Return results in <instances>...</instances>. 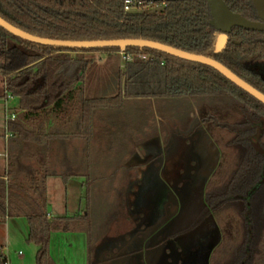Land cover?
Here are the masks:
<instances>
[{"label":"trees","instance_id":"16d2710c","mask_svg":"<svg viewBox=\"0 0 264 264\" xmlns=\"http://www.w3.org/2000/svg\"><path fill=\"white\" fill-rule=\"evenodd\" d=\"M224 1L233 12L258 20L252 0ZM0 16L22 30L47 38H142L161 42L214 58L264 93V32L233 27L224 49L215 53L219 31L209 24L207 0H133L128 10L125 0H0ZM94 51L133 54L123 73V93L127 96L207 100L199 123L210 134L220 158L206 193L214 208L221 210L217 219L224 228V239L212 256V264H264V104L216 69L160 50L135 46L121 50L42 45L14 36L0 26L4 94L17 97L25 115L58 114L69 107L78 109L88 128L97 107L117 106L121 98L120 91L111 97L80 98L77 84L83 80L85 60L71 59L68 55ZM9 126L11 130L23 129L21 124ZM258 132V144L254 146L251 138ZM43 167L41 163L42 171H26L28 188L11 176L9 168L6 172L9 178L0 175V223L13 214L25 215L26 241L36 246V264H55L49 251L51 232L84 231L87 264H91L96 243L118 217V212L113 210L118 201L111 200L110 194L120 193L121 188L113 181L93 187L102 209L98 220L89 211L49 218ZM29 190L33 192L29 194L31 200H28ZM13 196L23 202L14 203L20 212L11 206ZM4 262L2 259L1 263Z\"/></svg>","mask_w":264,"mask_h":264},{"label":"crops","instance_id":"0c3cea01","mask_svg":"<svg viewBox=\"0 0 264 264\" xmlns=\"http://www.w3.org/2000/svg\"><path fill=\"white\" fill-rule=\"evenodd\" d=\"M72 53L82 55L80 52ZM106 54L120 56V52ZM120 57L122 58V56ZM70 58L75 59V56H70ZM82 59L88 61L85 57ZM87 69L86 67L83 80L77 84L78 94H80V98H99L98 96L87 95L89 93L92 94V89H94L93 87L86 86ZM3 87L4 85L0 88V98L5 103L0 104V108L3 110V115L0 117V130L3 131L1 136L3 135V142L7 151L4 167L0 175H6L4 177L5 179L9 178L10 176L6 173L9 168L11 170V176H15L18 183H22L23 186L28 188L26 171H42L40 164L43 163V169L46 173V214L49 218L74 216L87 212L92 204L89 203L84 211L79 202L80 199H77L81 193H83L82 196L85 199H88L87 191L81 192L83 186L89 188L95 187L101 179H122L127 177V174H123L120 177L117 175H119V169L126 168L128 162L131 161L129 159L134 154L132 148L134 145L131 146L130 144L134 139L132 136L135 133H131V128L126 131L124 123L121 122L122 119L117 117L115 112H113L114 110L121 109V104L125 99L124 97L120 98V103L117 106L97 107L91 115L89 127L87 128L82 122L79 110L71 109L70 107L58 114L39 112L32 115H25V111L19 106L18 98L4 94ZM77 99L80 100L79 98ZM6 103H12V106L6 108ZM6 109L8 113H6ZM15 124H21L23 129L17 131L13 128L11 130L9 125L14 126ZM120 152L127 156L125 158L127 161H124V163L126 162L125 166L124 163L122 165L118 162V166L112 172H109L111 166H107L109 170H103L105 173L100 172L102 168H105L101 163L111 162V156L113 157V154L115 155ZM10 161L13 164L11 168L9 167ZM70 185L74 186V189H69ZM19 191L23 192L22 190ZM94 191L92 196L97 197ZM89 192H91L90 189ZM32 193L29 190L28 200H31L29 194ZM70 193L75 194L74 199L78 203H75V201L74 203L72 202V199L68 196ZM94 199L93 197L92 201ZM14 203L23 204V202L18 200V198L16 200L13 196V204L11 206H15V210L20 212L21 210ZM73 205L76 206V211L71 213L72 215H69L68 210L69 208H74ZM73 232L54 231L50 233L49 251L55 264H57L55 252L58 250L56 251L53 246V238L64 237L60 236L62 234L59 233L69 234ZM78 232L85 235L87 243L86 233L84 231ZM27 234L28 224L23 213L18 215L13 214V216L7 217L4 222L0 223V264H5L8 261L7 256L3 254V248L9 247L14 243H24ZM93 254L94 260L95 250H93ZM17 255L21 256L22 253L18 252ZM85 256L86 263H88L87 246ZM2 259L5 260L4 263H1ZM25 261L29 264V258L25 259L23 264H25ZM91 264H96V260H91Z\"/></svg>","mask_w":264,"mask_h":264},{"label":"rangeland","instance_id":"374dc122","mask_svg":"<svg viewBox=\"0 0 264 264\" xmlns=\"http://www.w3.org/2000/svg\"><path fill=\"white\" fill-rule=\"evenodd\" d=\"M146 8L152 9L154 6H148ZM80 53L82 55L71 53L68 56H75L77 59L85 57L88 60L85 61V65L88 68L86 72V86L93 87L94 89H92V94H87V92L86 94L90 96L103 97L113 96L120 91L121 97L125 98L121 104V109H117L116 111L114 110L113 112H115L117 117L122 119L121 122L124 123L126 131L131 128V133H135L132 136L134 138L132 141L133 144L129 143L131 146L134 145L132 147L134 152L132 155L134 156H131L132 158L129 159L131 160L129 162H133L136 165H143L147 159L149 160V154L153 150L152 145L158 144L160 146L159 149L164 148L171 133L174 132L173 142L172 144H169L167 149L169 152L165 156V167L169 172V176L173 170H175L174 173L178 174L179 170L185 169L193 164L195 165V163L198 162V165L181 179L182 183L178 187L184 194L185 199H188L191 196L190 192L194 189L200 190L205 181V176L200 173V170L211 171L215 168L219 160L218 148L214 144L210 134L203 125L196 122L197 118L204 112L207 100H200L199 98L194 97H156L149 95L127 96L124 94L125 92L123 90L125 79L123 73L125 72L129 61L120 57L122 56L123 51H120V56L115 54L108 55L101 51ZM1 59L2 58L0 57V60ZM2 86L3 78L0 75V88ZM2 103L4 104L5 101L0 98V104ZM8 106H12V103H6V108ZM2 112L3 110L0 108V117L3 115ZM6 113H8L7 109ZM192 126H194V128H192ZM176 132H183L184 134L187 133V136ZM2 133L3 131L0 130V173L4 167L5 154L7 151L3 142V135L1 136ZM140 148H143L147 154L145 155ZM126 157L127 156L121 152L115 155L113 154V157L111 156L110 159L111 162H105L104 164L101 163L105 166V168H102L100 172H103V170H109L107 166H111L109 172H112L114 168L118 166V162L123 165L124 161H127L125 159ZM121 169H119L120 172L118 171L119 175L116 174L118 177L124 174V169ZM151 170L152 169L145 173L148 179L147 182H151L149 180L151 177L148 175ZM105 171L103 173H105ZM116 179L119 180L120 178ZM111 180L112 178L104 180L101 179L98 181L96 186L98 188L101 185L105 186V184L109 183ZM113 180L115 179L113 178ZM144 180L142 181L144 182ZM162 180L164 182L163 178ZM166 187L167 186L161 183L160 180H156L153 191L157 201L165 199L167 193ZM71 188L74 189V186L70 185L69 189ZM89 189L91 192H88ZM86 191L88 193V199H85L82 196L83 193H81L77 199H80L79 202L81 203V207L84 211L89 203L92 204L91 208L88 210L89 214L92 218L98 220L100 214L102 213V209L99 205V197L98 195L97 197L92 196L93 187L89 188L87 186H83L81 192ZM74 195L70 193L68 196L72 199L73 203L74 201L75 203H78V201L74 199ZM93 197L95 199L92 201ZM73 207L74 208H69V215H72L71 213L76 211V206L73 205ZM213 228L212 224L210 230ZM119 229H122V227L120 226L119 228L112 224L110 230L105 231L103 236L106 237L110 234L116 233ZM73 231V233L69 234L59 233L62 234L60 236L64 237H58L57 239H55V237L53 238V246L56 251L58 250L55 252V260L57 261V264L86 263L85 249L87 243L85 235L83 233H79L77 230ZM200 234L201 232L192 233L188 240L186 239V243L187 241L198 237ZM209 249H211L210 243L207 247H203L202 244H194L187 247L186 252L188 260H191L190 262H192L194 257L201 250L203 251L199 254L204 256L206 259ZM18 252H21L22 255L18 256ZM35 252L36 246L33 243L24 241L22 244H11L9 247L3 248V254L7 256L9 261L5 264H23L24 260L28 258L29 264H36ZM93 255V252H91L90 260L92 261L95 260V258L93 260ZM110 262H106V264H117L116 261ZM25 264H27L26 261Z\"/></svg>","mask_w":264,"mask_h":264},{"label":"flooded vegetation","instance_id":"af4514ba","mask_svg":"<svg viewBox=\"0 0 264 264\" xmlns=\"http://www.w3.org/2000/svg\"><path fill=\"white\" fill-rule=\"evenodd\" d=\"M196 122L202 125L199 123V117ZM184 135L187 136V133ZM173 139L174 132L171 133L164 148L159 149L158 144L152 145L153 150L149 154V160L147 159L143 165L129 162L124 168L127 177L111 180L121 188V191L120 193L112 191L110 194L111 200L118 201L113 209L118 212V217L112 221L107 230H110L112 224L119 228L121 226L122 229L99 238L94 248L96 264H106L110 261H116L117 264H205L206 262L212 264V256L223 242L224 228L217 219L218 211L221 210H216L215 205L211 204L206 187L219 160L211 171L200 170L205 176L202 188L194 189L190 192L191 196L185 199L178 186L182 183L181 179L196 167L198 162L179 170L178 174L173 170L169 176L165 167V156ZM140 150L147 154L143 148ZM150 169L152 170L148 175L151 177L149 178L151 182H147L145 173ZM156 180L167 186L166 197L162 201L155 199L153 190ZM212 224L214 228L210 230ZM195 232L201 234L186 243V239L188 240ZM209 243L211 249L206 259L199 254L203 251L201 250L192 262L188 260L187 247L194 244L207 247Z\"/></svg>","mask_w":264,"mask_h":264},{"label":"water","instance_id":"95a60500","mask_svg":"<svg viewBox=\"0 0 264 264\" xmlns=\"http://www.w3.org/2000/svg\"><path fill=\"white\" fill-rule=\"evenodd\" d=\"M139 1H150V2H167L175 0H139ZM211 18L209 19V24L213 26L217 31H219L215 45L214 52H221L227 44L228 34L231 32L233 27H241L249 30H257L264 32V0H252L253 6L256 10L258 20H251L243 15L233 12L224 0H207ZM0 26L8 31L9 33L17 36L23 40L30 41L33 43H38L42 45L57 46V47H67V48H105V47H119L121 50L129 46L135 47H147L156 50L163 51L170 55L186 59L193 62H199L206 64L222 75H224L228 80L233 82L235 85L252 95L254 98L259 100L264 104V93L256 89L254 86L246 82L244 79L239 77L228 67L223 65L218 60L202 55L191 53L161 42L142 39V38H119V39H98V40H69V39H54L41 37L31 34L25 30H22L15 25L9 23L4 18L0 16ZM258 135L256 133L251 141L254 146L258 144Z\"/></svg>","mask_w":264,"mask_h":264},{"label":"built area","instance_id":"2783aa9c","mask_svg":"<svg viewBox=\"0 0 264 264\" xmlns=\"http://www.w3.org/2000/svg\"><path fill=\"white\" fill-rule=\"evenodd\" d=\"M133 0H125V9L128 10L130 7V4ZM122 57L123 59H126V61H131L133 59V54L129 53V52H125L123 51L122 53ZM145 58V57H143ZM13 117V115H11Z\"/></svg>","mask_w":264,"mask_h":264}]
</instances>
